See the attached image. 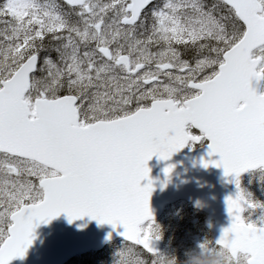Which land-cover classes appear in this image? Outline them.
Wrapping results in <instances>:
<instances>
[{
	"label": "snow or ice",
	"instance_id": "1",
	"mask_svg": "<svg viewBox=\"0 0 264 264\" xmlns=\"http://www.w3.org/2000/svg\"><path fill=\"white\" fill-rule=\"evenodd\" d=\"M254 78L264 79V0H5L0 264L24 259L35 230L62 213L122 225L116 264H172L153 246L148 162L205 138L219 159L203 166L222 167L239 191L226 200L231 226L200 247L264 264V217L258 226L244 216L264 204L241 186L242 174L264 169Z\"/></svg>",
	"mask_w": 264,
	"mask_h": 264
},
{
	"label": "water",
	"instance_id": "2",
	"mask_svg": "<svg viewBox=\"0 0 264 264\" xmlns=\"http://www.w3.org/2000/svg\"><path fill=\"white\" fill-rule=\"evenodd\" d=\"M263 84L264 79L254 78L252 81L258 94H263ZM209 145L210 141L196 150H188L187 146L175 153L170 160L164 161L154 156L148 162L150 176L154 181L150 206L155 219H158L167 205L187 200L195 208L208 213L210 220H214L209 228L214 233V239L218 240L223 230L233 222L226 200L229 196L235 197L237 192L234 176H226L222 167L203 166V159H219L218 155H208ZM169 165H175L170 179L164 172ZM255 170L258 169L249 170L242 176ZM143 183L146 184L147 181ZM124 231L122 225L114 227L111 224H100L89 216L70 223L67 214L62 213L51 223L41 224L35 230L36 238L26 257L15 259L12 264H65L80 253L101 250L110 241L125 239L121 235ZM153 246L159 252L161 240H153Z\"/></svg>",
	"mask_w": 264,
	"mask_h": 264
},
{
	"label": "rangeland",
	"instance_id": "3",
	"mask_svg": "<svg viewBox=\"0 0 264 264\" xmlns=\"http://www.w3.org/2000/svg\"><path fill=\"white\" fill-rule=\"evenodd\" d=\"M160 3H163V0H160ZM52 55L55 57V53ZM241 186L251 194L253 201L264 204V171L241 178ZM236 190L239 191L237 186ZM246 215L249 222L260 224L261 218L264 217V208L250 209ZM208 223L207 215L186 201L168 207L163 218L156 222L160 228V237L165 241L162 255L168 258L175 257L178 264H183L190 252L199 251L205 240H213ZM123 246L120 245L117 251L119 252ZM117 251L110 250L103 255H90L91 263L116 264Z\"/></svg>",
	"mask_w": 264,
	"mask_h": 264
},
{
	"label": "clouds",
	"instance_id": "4",
	"mask_svg": "<svg viewBox=\"0 0 264 264\" xmlns=\"http://www.w3.org/2000/svg\"><path fill=\"white\" fill-rule=\"evenodd\" d=\"M229 255L225 249H200L190 252L183 264H229ZM171 261L172 264H178L175 257Z\"/></svg>",
	"mask_w": 264,
	"mask_h": 264
},
{
	"label": "trees",
	"instance_id": "5",
	"mask_svg": "<svg viewBox=\"0 0 264 264\" xmlns=\"http://www.w3.org/2000/svg\"><path fill=\"white\" fill-rule=\"evenodd\" d=\"M206 2H208V4L209 5H211L212 3H215L216 2V0H206ZM190 54H191V56H193V54H194V52H190ZM140 250V249H139ZM141 251V250H140ZM142 252V251H141ZM143 253V256L144 257H148V255H146L144 252H142ZM150 257V256H149Z\"/></svg>",
	"mask_w": 264,
	"mask_h": 264
},
{
	"label": "flooded vegetation",
	"instance_id": "6",
	"mask_svg": "<svg viewBox=\"0 0 264 264\" xmlns=\"http://www.w3.org/2000/svg\"><path fill=\"white\" fill-rule=\"evenodd\" d=\"M206 143V141L205 140H203L202 142H201V145H203V144H205Z\"/></svg>",
	"mask_w": 264,
	"mask_h": 264
}]
</instances>
